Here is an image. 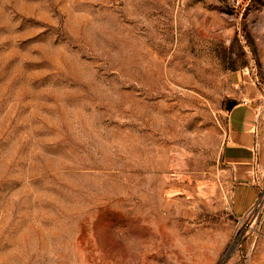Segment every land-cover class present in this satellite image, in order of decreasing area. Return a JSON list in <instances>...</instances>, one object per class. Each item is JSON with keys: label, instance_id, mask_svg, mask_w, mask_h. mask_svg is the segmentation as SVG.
<instances>
[{"label": "rangeland", "instance_id": "obj_1", "mask_svg": "<svg viewBox=\"0 0 264 264\" xmlns=\"http://www.w3.org/2000/svg\"><path fill=\"white\" fill-rule=\"evenodd\" d=\"M0 264H264V0H0Z\"/></svg>", "mask_w": 264, "mask_h": 264}, {"label": "crops", "instance_id": "obj_2", "mask_svg": "<svg viewBox=\"0 0 264 264\" xmlns=\"http://www.w3.org/2000/svg\"><path fill=\"white\" fill-rule=\"evenodd\" d=\"M256 115L251 104L243 101L227 111V131L222 143L223 161L230 166L236 177L237 185L243 191L254 189L253 179L257 177L256 152L259 148V138L255 126ZM247 203L253 200V194Z\"/></svg>", "mask_w": 264, "mask_h": 264}, {"label": "water", "instance_id": "obj_3", "mask_svg": "<svg viewBox=\"0 0 264 264\" xmlns=\"http://www.w3.org/2000/svg\"><path fill=\"white\" fill-rule=\"evenodd\" d=\"M234 104H235L234 101H228V102H227V105H226V108L229 109V108L232 107Z\"/></svg>", "mask_w": 264, "mask_h": 264}]
</instances>
